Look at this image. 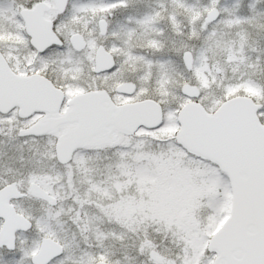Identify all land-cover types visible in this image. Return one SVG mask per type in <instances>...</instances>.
<instances>
[{
  "label": "snow or ice",
  "instance_id": "1",
  "mask_svg": "<svg viewBox=\"0 0 264 264\" xmlns=\"http://www.w3.org/2000/svg\"><path fill=\"white\" fill-rule=\"evenodd\" d=\"M0 264H264V0H0Z\"/></svg>",
  "mask_w": 264,
  "mask_h": 264
}]
</instances>
